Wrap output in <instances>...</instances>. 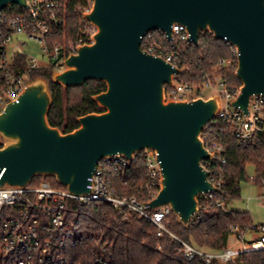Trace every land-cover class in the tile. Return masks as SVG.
Segmentation results:
<instances>
[{"label":"water","instance_id":"obj_1","mask_svg":"<svg viewBox=\"0 0 264 264\" xmlns=\"http://www.w3.org/2000/svg\"><path fill=\"white\" fill-rule=\"evenodd\" d=\"M9 4L28 7L26 0H0V11ZM83 17L95 27L93 41L77 46L51 80L65 88L104 82L106 89L92 96L103 111L79 116L78 127L64 133L47 120L49 81L40 76L26 80L18 98L0 112V134L6 139L0 145V187L52 176L71 193L83 194L103 157L131 159L152 149L161 178L148 209L169 205L186 227L198 211L200 193L216 189L201 164L210 156L201 132L218 111L220 98L166 99L165 87L181 70L144 52L142 37L158 30L170 39L178 23L193 44L201 32L233 44L240 89L231 105L247 112L249 98L264 95V0H92Z\"/></svg>","mask_w":264,"mask_h":264},{"label":"built area","instance_id":"obj_2","mask_svg":"<svg viewBox=\"0 0 264 264\" xmlns=\"http://www.w3.org/2000/svg\"><path fill=\"white\" fill-rule=\"evenodd\" d=\"M26 3L27 8L20 6L25 12L10 16L0 14V26L6 25L9 28V32L0 40V112L9 100L17 99L21 94L26 80L30 79L31 70L44 68L51 69L52 72L61 71L65 68L64 59L75 53L77 46L93 41L95 27L82 16L83 23L75 40L62 44L50 43L48 39L58 32V28L65 26L67 0H26ZM91 5L92 2L88 7L78 8L85 11ZM158 32L165 37L169 45L161 38L147 35L148 32L142 37L141 49L179 67L177 44L191 43L185 27L174 23L170 39L161 31ZM14 35H26L42 42V59L23 53L19 49L23 41L17 40L16 44L9 47ZM225 43L236 59V47L228 41ZM17 53L25 55L21 68L15 66ZM219 64L230 65L231 61L221 59ZM179 75L180 73L174 74L173 85L165 87L166 99L207 98L209 95L203 94L205 89L212 90L211 94H217L220 98L218 111L201 132L204 146L210 154L208 158L201 160V164L207 171L208 182L216 189L200 193L198 211L192 215L189 222L194 223L201 219L202 212L224 206V201L219 195L224 186L228 136L235 138L238 146L243 147L251 145L257 136L264 137V95H252L249 98L248 110L244 112L231 105V101L239 94L240 86L230 85L221 77L211 78L208 74L204 75L201 85L197 86L189 80L179 79ZM140 152L145 159L147 179L144 187L148 199L118 193L107 177L108 168L119 172L135 162ZM140 152L134 153L131 159L119 154L100 159L95 171L87 177L88 192L83 194H73L66 186H54L44 178L45 176H41L37 183L31 181L25 186L0 187V264H68V250L85 242H91L95 246L92 251L93 264H111L104 236L81 233L77 221L69 216V200H78L82 204L91 201L109 203L121 214L124 221L129 220L132 215L145 218L155 226V234L158 237L168 235L179 242L186 260L199 256L204 264H245L244 254L264 252V225L253 222L245 227L229 225L225 245L216 250L198 248L175 235L167 220L170 214L175 216L169 205L148 209L147 202L156 196L160 188L161 172L155 151L144 149ZM258 162L261 164V174H258L255 165L250 164L255 173L247 176V181L261 188L258 197L264 204V150Z\"/></svg>","mask_w":264,"mask_h":264},{"label":"trees","instance_id":"obj_3","mask_svg":"<svg viewBox=\"0 0 264 264\" xmlns=\"http://www.w3.org/2000/svg\"><path fill=\"white\" fill-rule=\"evenodd\" d=\"M92 0H67L65 11V26L58 28L48 41L75 40L83 23L82 9L88 7ZM25 12L16 4H9L0 11L1 15L10 16L14 13ZM9 32L6 25L0 26V40ZM147 35L161 40L169 45L160 32H149ZM178 61L181 73L179 79L189 80L200 86L204 75L211 78L221 77L230 85L240 86V81L234 71L237 60L233 57L230 47L224 40L215 39L209 32L201 33L198 44L179 42ZM221 59L231 61L230 65L219 64ZM25 55L17 53L15 66L22 67ZM51 69H34L29 72L30 78L43 77L49 80V90L52 103L47 114L48 123L59 128L62 132H70L78 127L77 118L92 112H102L103 109L93 100L92 96L104 91L106 85L97 80H87L78 87H63L51 80ZM264 150V137L257 136L254 142L247 146H238L235 138H227V162L225 164V178L222 193L223 208L215 207L212 211L202 212L201 219L188 226H183L176 216L167 217L170 230L204 250H216L225 245L228 227L237 224L245 227L252 223L247 211L229 210L227 202L240 196V186L247 181V166L255 165L261 174V164L258 162ZM107 177L116 191L123 195H136L140 199H148L144 183L147 179L145 159L138 153L136 161L119 172L114 168L107 169ZM42 177L34 176L32 183H37ZM54 186H62L54 177L45 176ZM201 201V198H200ZM69 216L77 221V225L84 235H103L108 247L107 256L111 264H204L203 259L196 256L186 260L179 242L170 236L158 237L155 226L145 218L132 215L129 220H122L121 214L109 203L91 201L82 204L78 200L67 203ZM224 209H228L225 211ZM95 246L91 242L71 247L68 264H93L92 251ZM245 264H264V252H249L244 254ZM1 261V238H0Z\"/></svg>","mask_w":264,"mask_h":264},{"label":"rangeland","instance_id":"obj_4","mask_svg":"<svg viewBox=\"0 0 264 264\" xmlns=\"http://www.w3.org/2000/svg\"><path fill=\"white\" fill-rule=\"evenodd\" d=\"M90 8L83 11L82 15L87 13L90 10ZM150 32H158V30H153ZM17 40L24 42L19 47V49L23 53H25L27 56H32V57H36L37 59L39 58L42 59V53H43L42 42H40L37 39L30 38L26 35H16L13 36L12 42L8 46L9 47L13 46L14 44L17 43ZM53 42L62 44L69 41H66L64 38H62V40L60 41L54 40ZM212 92L213 91L210 89H205L203 91V94L204 96H208ZM5 142L6 139H4L0 134V145H3ZM254 173H255L254 167L249 164L247 166V176H252ZM260 192H261L260 187L250 184L248 181H243L240 186V196L236 199L227 202L228 209L234 211H247L250 214L253 223L264 225V204L262 203L261 198L258 197V194Z\"/></svg>","mask_w":264,"mask_h":264},{"label":"crops","instance_id":"obj_5","mask_svg":"<svg viewBox=\"0 0 264 264\" xmlns=\"http://www.w3.org/2000/svg\"><path fill=\"white\" fill-rule=\"evenodd\" d=\"M14 36H16V35H14Z\"/></svg>","mask_w":264,"mask_h":264}]
</instances>
